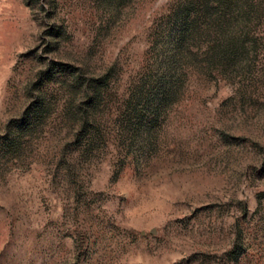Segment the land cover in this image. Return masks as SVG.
Instances as JSON below:
<instances>
[{
  "label": "rangeland",
  "instance_id": "obj_1",
  "mask_svg": "<svg viewBox=\"0 0 264 264\" xmlns=\"http://www.w3.org/2000/svg\"><path fill=\"white\" fill-rule=\"evenodd\" d=\"M0 264H264V0H0Z\"/></svg>",
  "mask_w": 264,
  "mask_h": 264
}]
</instances>
